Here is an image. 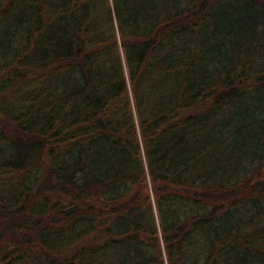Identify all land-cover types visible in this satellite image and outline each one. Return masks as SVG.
Listing matches in <instances>:
<instances>
[{
    "label": "trees",
    "instance_id": "trees-1",
    "mask_svg": "<svg viewBox=\"0 0 264 264\" xmlns=\"http://www.w3.org/2000/svg\"><path fill=\"white\" fill-rule=\"evenodd\" d=\"M0 264H264V0H0Z\"/></svg>",
    "mask_w": 264,
    "mask_h": 264
}]
</instances>
